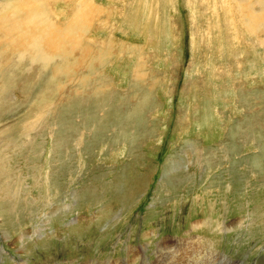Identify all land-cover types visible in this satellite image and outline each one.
<instances>
[{"label": "rangeland", "instance_id": "obj_1", "mask_svg": "<svg viewBox=\"0 0 264 264\" xmlns=\"http://www.w3.org/2000/svg\"><path fill=\"white\" fill-rule=\"evenodd\" d=\"M38 3L0 0V264H264V0Z\"/></svg>", "mask_w": 264, "mask_h": 264}, {"label": "bare ground", "instance_id": "obj_2", "mask_svg": "<svg viewBox=\"0 0 264 264\" xmlns=\"http://www.w3.org/2000/svg\"><path fill=\"white\" fill-rule=\"evenodd\" d=\"M36 1H38V2H40V3H38L37 5H39V6H43V4L47 1V0H36ZM15 2H21V0H15ZM258 2V1H257ZM79 7H80V12H79V14H78V17L79 18H81V17H85V16H83V14L82 13H85L86 11V9H87V11L89 10V8H86L85 9V7H83V5L82 4H79ZM88 7V6H87ZM7 8H9V10H11L10 8V4H8L7 5ZM45 10H46V8H44ZM82 11V12H81ZM94 11V10H93ZM46 12V11H45ZM88 12H90V11H88ZM88 12H87V14H84V15H88ZM94 12H96V11H94ZM81 13V14H80ZM51 17V16H50ZM42 18H43V20L45 21V23L46 24H48V23H50V21H51V18H48L46 15H44V14H42ZM8 40V39H7ZM37 48H39L38 46H36ZM36 50H38V49H36ZM36 57L37 58H40L39 57V55H37V53H36ZM42 58V57H41ZM40 58V59H41ZM43 59H44V62H46V61H48V59H47V57L45 56V55H43ZM90 59V58H89ZM76 66V65H75ZM66 71V70H65ZM180 243V242H179ZM169 245V244H168ZM175 264H177V263H175Z\"/></svg>", "mask_w": 264, "mask_h": 264}]
</instances>
